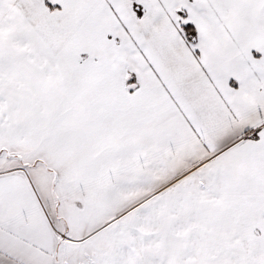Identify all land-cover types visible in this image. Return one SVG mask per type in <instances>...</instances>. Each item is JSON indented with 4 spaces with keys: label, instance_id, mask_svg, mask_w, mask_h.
<instances>
[{
    "label": "snow or ice",
    "instance_id": "snow-or-ice-1",
    "mask_svg": "<svg viewBox=\"0 0 264 264\" xmlns=\"http://www.w3.org/2000/svg\"><path fill=\"white\" fill-rule=\"evenodd\" d=\"M0 264H264V0H0Z\"/></svg>",
    "mask_w": 264,
    "mask_h": 264
}]
</instances>
